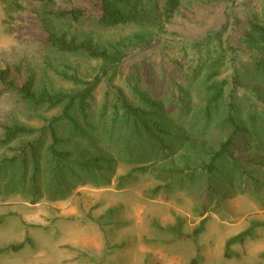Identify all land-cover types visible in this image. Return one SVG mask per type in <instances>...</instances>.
Instances as JSON below:
<instances>
[{
  "label": "rangeland",
  "instance_id": "374dc122",
  "mask_svg": "<svg viewBox=\"0 0 264 264\" xmlns=\"http://www.w3.org/2000/svg\"><path fill=\"white\" fill-rule=\"evenodd\" d=\"M16 2L22 10L14 6ZM207 2L183 0L168 33L152 49L132 51L125 59L126 66L139 68L142 89H153L157 101L165 102V114H156L153 120L182 136L181 147L174 143L162 149L143 141L135 149L132 131H127V138L117 133L115 140L125 145L118 146L116 162L104 173L77 172L60 185L50 184L37 200L30 188L8 186L11 167L3 160L12 152L0 148V264H193L195 259L196 264H264V227L256 225L264 223V125L256 130L260 142L250 131L248 141H238L231 151L237 161L228 167L242 175L221 180L207 196L208 153L216 152L233 129L217 117L208 123L210 130L203 132L207 126L201 124L200 111L205 103L197 83L196 88L191 86L190 109L177 111L169 103L170 80L153 81L155 75L170 73L179 87L189 89V78L179 75L169 61L182 60L180 42L200 41L228 23L230 8ZM67 9L66 0H0V69L19 66L23 74L19 85L33 76L37 89L72 92L78 87L61 74L77 69L85 78L99 63L57 53L47 41L51 32L80 41L92 38L102 45L139 32L136 26L103 29L92 22H57L49 15ZM236 14L240 16L242 10ZM46 21H51L49 27ZM227 34L234 46H242L240 33L230 30ZM234 55L241 81L236 90L238 110L246 114L252 105L263 108L264 81L255 70L252 54L239 49ZM129 75L133 78L135 73L127 67L116 84L130 96ZM4 90L0 86V139L4 126L44 125L42 117L31 113L15 93ZM107 90L103 86L96 92L100 105ZM98 120L89 138L102 140L107 132ZM208 133L206 139L199 138ZM142 167L148 171L141 173ZM179 227L180 234L167 230ZM249 228H253L252 236L232 246L227 257L228 241ZM20 245L21 250L10 249Z\"/></svg>",
  "mask_w": 264,
  "mask_h": 264
},
{
  "label": "trees",
  "instance_id": "16d2710c",
  "mask_svg": "<svg viewBox=\"0 0 264 264\" xmlns=\"http://www.w3.org/2000/svg\"><path fill=\"white\" fill-rule=\"evenodd\" d=\"M66 1L69 9L51 12L49 15L53 20L78 25L92 22L103 29L136 26L139 32L126 40L106 45L99 44L92 38L80 41L51 32L47 41L57 53L83 56L99 63V67L85 78L80 76L77 69H73L71 74H61L66 81L78 87L72 92L56 91L47 87L37 89L33 76H29L24 84L19 85L23 75L19 66L0 69L2 89L15 93L31 113L42 117L44 124L40 128L20 124L4 126L3 138L0 139V148L12 152V155L3 160L4 164L8 163L11 167L8 186L30 188L35 200L50 184L60 185L77 172L92 170L104 173L116 162L117 151L124 144L121 140H115L117 133L127 138V131H132L130 137L137 141L135 149L140 144L144 145L143 141L159 144L162 149L174 143L181 147L184 142L183 137L178 138L179 135L171 126L163 128L153 120L156 114H165L162 107L165 102L157 101L153 89L149 92L142 89L139 68H135L133 64L126 66L125 61L135 50L152 49L154 43L168 33L167 27L182 11L183 0ZM207 3L214 6L226 4L230 8L226 15L228 23L221 30L208 33L200 41L183 44L180 42L178 46L183 51L182 60L172 58L169 61L178 68L179 75L189 78V89L179 87L170 73H163L159 77L155 75L153 81L157 78L164 82L170 80L169 103L177 106L174 107L177 111L190 109L191 86L195 85L196 88L197 83L202 87L205 103L200 111L201 124L207 126L203 132L210 130L208 123L217 117L233 129L232 134L219 144L216 152L208 153L210 159L204 171H207L209 178L206 183L209 196L213 192L210 188L220 185L221 180H229L237 174L242 175L238 169L228 167L232 161H237L231 151L238 141L247 142L246 136L251 131L255 142H260L256 130L264 125V107L251 104V109L246 114L238 110L236 90L241 81L236 65L238 58L234 53L239 49H247L252 54L257 74L264 81V0H208ZM14 6L22 10L17 2ZM238 9L242 10L240 16L236 14ZM46 23L49 27L51 21ZM230 30L240 33L237 38L242 46L237 47L231 43V35L227 34ZM127 67L135 73L133 78L129 75L126 79V86L132 92L130 96L116 84V79ZM223 76L226 77L222 78ZM103 86L108 90L100 105L96 92ZM98 117L100 125L107 132L102 140L89 138L93 136ZM209 135L211 134H203L199 138L206 139ZM110 147L114 150L111 151ZM139 171L145 173L148 167H142ZM130 176L131 173L124 180ZM220 189L221 186L219 191ZM256 225L264 227V223ZM180 229L181 227L167 230L180 234ZM252 234L253 228H249L231 238L227 243L226 256L230 257L232 246L244 244ZM22 247L23 245L13 246L10 249L18 251ZM196 263L197 259L193 261V264Z\"/></svg>",
  "mask_w": 264,
  "mask_h": 264
}]
</instances>
